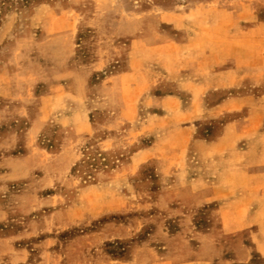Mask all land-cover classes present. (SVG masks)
Returning <instances> with one entry per match:
<instances>
[{
	"label": "rangeland",
	"instance_id": "rangeland-1",
	"mask_svg": "<svg viewBox=\"0 0 264 264\" xmlns=\"http://www.w3.org/2000/svg\"><path fill=\"white\" fill-rule=\"evenodd\" d=\"M264 264V0H0V264Z\"/></svg>",
	"mask_w": 264,
	"mask_h": 264
},
{
	"label": "crops",
	"instance_id": "crops-1",
	"mask_svg": "<svg viewBox=\"0 0 264 264\" xmlns=\"http://www.w3.org/2000/svg\"><path fill=\"white\" fill-rule=\"evenodd\" d=\"M195 264H199V262L198 263H195Z\"/></svg>",
	"mask_w": 264,
	"mask_h": 264
}]
</instances>
